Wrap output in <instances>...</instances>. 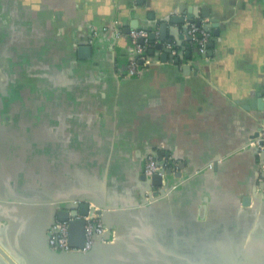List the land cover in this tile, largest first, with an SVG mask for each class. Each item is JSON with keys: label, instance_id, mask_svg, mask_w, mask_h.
<instances>
[{"label": "crops", "instance_id": "1", "mask_svg": "<svg viewBox=\"0 0 264 264\" xmlns=\"http://www.w3.org/2000/svg\"><path fill=\"white\" fill-rule=\"evenodd\" d=\"M135 24L160 39L165 25L181 63L156 50L129 75ZM260 100L264 0H0V264H264ZM152 151L182 169L156 202ZM83 199L107 212L109 242L51 251L58 210Z\"/></svg>", "mask_w": 264, "mask_h": 264}, {"label": "built area", "instance_id": "2", "mask_svg": "<svg viewBox=\"0 0 264 264\" xmlns=\"http://www.w3.org/2000/svg\"><path fill=\"white\" fill-rule=\"evenodd\" d=\"M189 36L192 42L195 44L201 52H205L208 48V44L211 39V34L208 28L193 23L188 30ZM130 41L133 46V53L128 58L127 73L129 75L141 74L143 69L150 66L154 60L153 55L150 53L151 49H154L155 45L161 44L163 50H170L171 56L177 57L179 54L178 48L174 42L164 41L159 38V34L156 33V40H154V46L151 44L150 31L142 28H134L131 30ZM143 40V41H141ZM160 62V60H156ZM264 153V131L260 134L257 140L253 143ZM262 178L261 182L264 183V159L261 160ZM180 164L175 162L171 155L159 157L157 152H149L145 156L144 174L148 178L154 176L162 177V185L160 187L151 186L146 196L148 201H155L159 196H167L175 191L180 183L178 173L181 172ZM259 195L264 194V189L259 188ZM150 201V202H151ZM100 208H91L89 214L85 216V245L83 249L72 248L69 242L70 236V221L56 220L51 230L49 231V245L51 249L57 252H89L95 249L100 243H108V240L104 239V236L108 230L102 213H99ZM82 218V217H78Z\"/></svg>", "mask_w": 264, "mask_h": 264}, {"label": "water", "instance_id": "3", "mask_svg": "<svg viewBox=\"0 0 264 264\" xmlns=\"http://www.w3.org/2000/svg\"><path fill=\"white\" fill-rule=\"evenodd\" d=\"M204 16L208 17L209 14L204 13ZM177 21H181V20L178 19ZM189 21H190L189 26L186 28L187 34H188V30H189L190 25L193 23H196L193 15L190 16ZM197 25L202 26V22L198 21ZM216 25H217V23H216ZM133 28H139V25H136V24L133 25L132 28L127 30V33L129 34ZM149 31H150L151 40L152 41L156 40V32L154 31V28L150 27ZM216 33H218V32H216ZM188 38L191 39L189 34H188ZM161 39L164 41L167 39V36H165V25L162 26ZM141 41H143V40H141ZM208 47H213V43L210 42L208 44ZM156 50H163L162 45L158 44L154 49L150 50V53L152 55H154ZM79 52H80V56L82 58H89L90 54H91V46L83 45L79 48ZM161 58H162L163 62L170 61L171 63H175L177 65H179L181 63V60L179 58H177V57L175 58V57L171 56L170 50H164L163 54L161 55ZM260 103L263 105L264 104L263 100H260ZM262 159H264V153L262 154ZM181 168H183V164H181ZM178 176L179 177L182 176L181 172L178 173ZM263 177H264V175H263ZM143 178L148 179V181L150 182V187L151 186L160 187L163 183L162 177H160V176H154L153 178H148L144 174ZM261 189H264V183H262ZM162 197H166V196H159L158 198H162ZM158 198L154 202L158 201ZM263 198H264V194L261 195V200ZM80 202L81 203L76 207L58 210V214H57L58 219H56L59 221H70L69 222V226H70L69 242H70L71 247L75 248V249H83V247L85 245V227H86L87 222H86L84 217L87 216L91 210L90 202L86 201L85 199L80 200ZM56 207H58V205ZM99 213L103 214L105 223L107 224V228H108V230L104 236V239L109 241L111 238L113 228L106 220V213L107 212L105 213V212H102V210H100ZM78 217H82V218H78ZM55 221L52 223L51 227L53 226ZM50 230H51V228H50ZM48 239H49V233H48ZM48 239H47V242H48V246H49L50 250L57 253V251L51 249ZM106 244L107 243H104V244L100 243L99 246H97L95 249H93L92 251H89V252L73 251V252H63V253H68V254L69 253H81V254H83V253H92V252H96V251H102V250H104Z\"/></svg>", "mask_w": 264, "mask_h": 264}, {"label": "trees", "instance_id": "4", "mask_svg": "<svg viewBox=\"0 0 264 264\" xmlns=\"http://www.w3.org/2000/svg\"><path fill=\"white\" fill-rule=\"evenodd\" d=\"M193 44H197V42H192ZM151 44L154 46V41H151ZM157 45H155L154 47H156ZM175 46L178 48V50L180 51V46L179 45H177V44H175ZM158 155H159V157H164V156H167V155H169L167 152H161V151H159L158 153H157Z\"/></svg>", "mask_w": 264, "mask_h": 264}]
</instances>
